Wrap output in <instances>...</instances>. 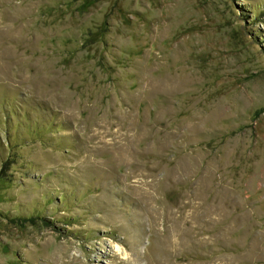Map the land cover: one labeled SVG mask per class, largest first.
<instances>
[{"label": "rangeland", "instance_id": "obj_1", "mask_svg": "<svg viewBox=\"0 0 264 264\" xmlns=\"http://www.w3.org/2000/svg\"><path fill=\"white\" fill-rule=\"evenodd\" d=\"M0 264H264V0H0Z\"/></svg>", "mask_w": 264, "mask_h": 264}]
</instances>
